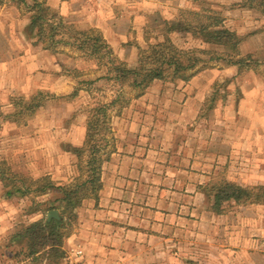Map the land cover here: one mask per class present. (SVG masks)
<instances>
[{
  "label": "crops",
  "instance_id": "crops-1",
  "mask_svg": "<svg viewBox=\"0 0 264 264\" xmlns=\"http://www.w3.org/2000/svg\"><path fill=\"white\" fill-rule=\"evenodd\" d=\"M47 2L63 12L61 0ZM235 2L209 6L223 9L216 28L234 32L239 41L212 46L181 33L194 40L183 50L251 55L256 67L239 74L238 66L207 62L184 80L153 81L141 95L109 112L112 153L102 167L98 201L85 204L79 228L65 241L71 264H264V205L231 203L216 214L201 190L219 179L264 185V59L259 61L264 54L250 47L259 37L264 40V18L227 7ZM196 3L181 0V10ZM0 8V90L6 92L1 95L21 90L27 97L42 91L54 96L21 130L22 151H33L37 159L30 175L68 184L78 177L70 148L85 140L90 94L79 86L76 97L66 98L58 83L68 84L71 71L90 62L76 59L77 52L68 48L52 54L34 45V35L25 30L28 17L11 5ZM124 42L111 46L124 50L119 56H128L125 66L134 69L137 52ZM81 98L83 112L78 109ZM60 196L55 189L40 200Z\"/></svg>",
  "mask_w": 264,
  "mask_h": 264
},
{
  "label": "trees",
  "instance_id": "trees-1",
  "mask_svg": "<svg viewBox=\"0 0 264 264\" xmlns=\"http://www.w3.org/2000/svg\"><path fill=\"white\" fill-rule=\"evenodd\" d=\"M232 9H244L258 13L264 18V0H234ZM11 5L28 17L27 34L34 35V45L56 54L60 48L77 52L87 60L95 62L97 71L104 76L94 81L79 80L70 93L74 98L79 86L103 81L90 94V102L84 109L85 140L81 147L70 148L76 158L78 177L72 182L57 186L49 176L38 179L13 171L7 163L0 162V199L19 203L16 215H9L6 226L0 225L1 264H71L65 241L73 236L80 224L81 209L89 201H98L102 189V167L111 156L109 139V112L125 106L130 93L141 95L153 81L175 82L184 80L188 73L207 62H225L238 66V73L252 70L257 62L251 55L237 58L224 53L204 49H179L170 40L172 34H189L201 43L212 46H231L239 37L228 29H217L213 22L220 19L211 11L208 26L202 22L181 18L171 25L161 43L155 45L154 53L142 65L129 69L119 61L103 35L95 29H68L57 10L47 0H0V7ZM210 12V11H203ZM188 12L184 11V14ZM200 15V14H198ZM197 15V17H198ZM197 22V23H196ZM262 30L264 31V24ZM77 75L79 72L71 71ZM214 96V95H213ZM212 96V97H213ZM54 96L48 92H37L28 98L12 94L7 101H0V128L4 125L24 127L46 101ZM211 97V99H212ZM208 101L209 110L213 101ZM8 107V111L3 110ZM60 190L55 200H40L52 190ZM209 200V210L223 212L225 205H264V185L241 186L219 179L201 187ZM57 217L48 218L50 213Z\"/></svg>",
  "mask_w": 264,
  "mask_h": 264
},
{
  "label": "rangeland",
  "instance_id": "rangeland-1",
  "mask_svg": "<svg viewBox=\"0 0 264 264\" xmlns=\"http://www.w3.org/2000/svg\"><path fill=\"white\" fill-rule=\"evenodd\" d=\"M199 1L201 0H197V5H195L194 8L191 7L185 8L186 10H181V0H61L64 4V10L63 12L59 11L58 14L60 15L62 13L64 19H66L65 26L68 29H95L100 32L108 45L112 48L114 56L125 65V59L128 56L120 57L119 55H122L124 50L122 53L118 48L114 51V47H112L111 44H121L124 41H126L123 43L125 46L132 44V47H135L134 51L137 52L136 63L137 67H139L153 55L155 45L163 41L169 27L175 23L181 22V18H184V20L186 18L189 20L195 19L197 22H202L205 26H208L210 22H212L209 19L210 17L214 16L221 19L223 9L218 5L212 10L209 6L210 3L220 0H213V2L210 3L207 0H202L200 3ZM232 5L233 4H229L227 7L233 8ZM184 11L188 13L184 14ZM203 11L210 12L207 13ZM211 11H215V15L213 14V16H211ZM254 13L257 16L259 15L256 12ZM16 21L18 20L16 19ZM213 24L214 28H216L218 22H213ZM15 26L16 29H18L17 24H15ZM169 37L171 42L179 49H184L187 46H194L192 36H190V39H192L190 41H187V37H181V34H172ZM250 47L254 50H261V53L264 54L263 38L259 37ZM76 56L80 57L76 59H83L90 63L87 68L75 69L76 73L79 72L78 77L74 73H71L70 82L68 84L58 83L62 85L60 93H68L66 98L69 97L73 86L75 87L76 81L85 79L87 81H94L96 78L105 75L104 71H97L95 62L87 60L86 57L78 53ZM129 58L131 59V54ZM263 59L264 56L259 59V61H263ZM103 84V81H98L92 85L83 86V89L85 93L88 94L89 91L92 93L97 87ZM5 93L6 92L0 90L1 102L7 101L6 99L12 94H22L26 98H28L27 94L29 95V93L26 94L21 90L10 91L8 95H1ZM132 95L136 94L131 92L128 98L132 97ZM81 100V106L78 109L80 112H83L82 107L85 101L83 102V98H81ZM3 111H8V107ZM22 128L23 127H16L14 125H4L0 128V162L3 161L7 163L15 172L31 177L30 170L36 167L37 159L33 151L29 150V152H27L21 149L22 143H25L24 137L21 134V130L22 133L24 132ZM52 147L53 146H50L49 150L52 151ZM39 153L42 152L39 151ZM42 154L47 155V151ZM34 161L35 165H33ZM1 193L0 187V194ZM18 207L19 203L17 202L8 203L0 199V225L6 226L9 222V215H16Z\"/></svg>",
  "mask_w": 264,
  "mask_h": 264
},
{
  "label": "water",
  "instance_id": "water-1",
  "mask_svg": "<svg viewBox=\"0 0 264 264\" xmlns=\"http://www.w3.org/2000/svg\"><path fill=\"white\" fill-rule=\"evenodd\" d=\"M53 216L57 217V213H55V212L54 213H50L49 216H48V218H51Z\"/></svg>",
  "mask_w": 264,
  "mask_h": 264
},
{
  "label": "built area",
  "instance_id": "built-area-1",
  "mask_svg": "<svg viewBox=\"0 0 264 264\" xmlns=\"http://www.w3.org/2000/svg\"><path fill=\"white\" fill-rule=\"evenodd\" d=\"M78 254H80V252Z\"/></svg>",
  "mask_w": 264,
  "mask_h": 264
}]
</instances>
